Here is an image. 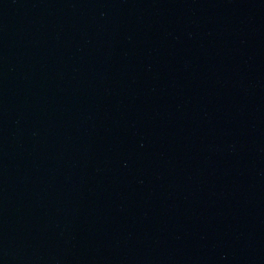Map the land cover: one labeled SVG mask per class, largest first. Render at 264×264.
Wrapping results in <instances>:
<instances>
[{
  "label": "water",
  "instance_id": "obj_1",
  "mask_svg": "<svg viewBox=\"0 0 264 264\" xmlns=\"http://www.w3.org/2000/svg\"><path fill=\"white\" fill-rule=\"evenodd\" d=\"M0 264H264V0H0Z\"/></svg>",
  "mask_w": 264,
  "mask_h": 264
}]
</instances>
